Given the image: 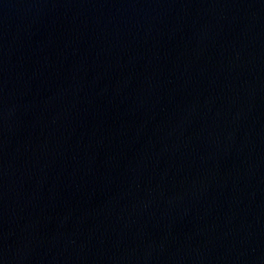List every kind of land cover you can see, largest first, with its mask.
Here are the masks:
<instances>
[{
    "label": "water",
    "instance_id": "obj_1",
    "mask_svg": "<svg viewBox=\"0 0 264 264\" xmlns=\"http://www.w3.org/2000/svg\"><path fill=\"white\" fill-rule=\"evenodd\" d=\"M0 264H264V0H0Z\"/></svg>",
    "mask_w": 264,
    "mask_h": 264
}]
</instances>
